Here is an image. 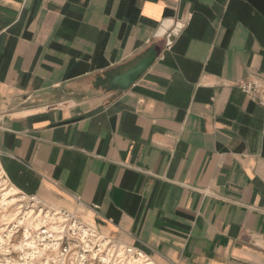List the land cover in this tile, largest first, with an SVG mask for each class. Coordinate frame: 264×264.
I'll list each match as a JSON object with an SVG mask.
<instances>
[{"label": "crops", "instance_id": "crops-1", "mask_svg": "<svg viewBox=\"0 0 264 264\" xmlns=\"http://www.w3.org/2000/svg\"><path fill=\"white\" fill-rule=\"evenodd\" d=\"M249 77L264 79V0H0V169L153 264H264Z\"/></svg>", "mask_w": 264, "mask_h": 264}, {"label": "built area", "instance_id": "built-area-1", "mask_svg": "<svg viewBox=\"0 0 264 264\" xmlns=\"http://www.w3.org/2000/svg\"><path fill=\"white\" fill-rule=\"evenodd\" d=\"M238 86L264 107V79L249 77ZM9 186L0 169V264L153 263L134 244L102 234L76 212L51 209L34 198L15 195V200L22 201L13 206L20 209L11 215L8 210L13 207L6 204L13 198L6 195ZM76 205L83 203L76 199Z\"/></svg>", "mask_w": 264, "mask_h": 264}, {"label": "water", "instance_id": "water-1", "mask_svg": "<svg viewBox=\"0 0 264 264\" xmlns=\"http://www.w3.org/2000/svg\"><path fill=\"white\" fill-rule=\"evenodd\" d=\"M156 57L155 52L149 53L140 60L136 65L116 76L111 84L120 89H127L148 69Z\"/></svg>", "mask_w": 264, "mask_h": 264}, {"label": "bare ground", "instance_id": "bare-ground-1", "mask_svg": "<svg viewBox=\"0 0 264 264\" xmlns=\"http://www.w3.org/2000/svg\"><path fill=\"white\" fill-rule=\"evenodd\" d=\"M8 192L6 193L7 196H15V189H11V190H7ZM8 199V198H7ZM22 200H15V198H11L8 200V202H6V204L10 205V207H13L15 205H18V203H20ZM20 208H16V210H18ZM153 264V263H152Z\"/></svg>", "mask_w": 264, "mask_h": 264}, {"label": "rangeland", "instance_id": "rangeland-1", "mask_svg": "<svg viewBox=\"0 0 264 264\" xmlns=\"http://www.w3.org/2000/svg\"><path fill=\"white\" fill-rule=\"evenodd\" d=\"M11 189H13V188H11ZM11 189H9V190H11ZM18 205H20V204H18ZM18 205H15V206H18ZM23 206L25 207V206H26V204H25V203H23ZM15 208H16V207H13V208L9 209V210H8V213H10V214L12 215V213H14V212H15Z\"/></svg>", "mask_w": 264, "mask_h": 264}]
</instances>
